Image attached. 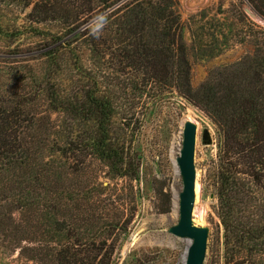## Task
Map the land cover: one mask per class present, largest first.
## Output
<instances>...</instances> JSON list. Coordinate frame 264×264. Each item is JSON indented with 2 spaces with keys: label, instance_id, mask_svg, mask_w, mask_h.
<instances>
[{
  "label": "trees",
  "instance_id": "1",
  "mask_svg": "<svg viewBox=\"0 0 264 264\" xmlns=\"http://www.w3.org/2000/svg\"><path fill=\"white\" fill-rule=\"evenodd\" d=\"M122 1L36 0L32 8V22L58 23L68 30V39L53 43L44 59L54 56L53 61L66 54L62 56L67 57L68 70L69 55L75 51L71 43L78 37L88 54L101 62L97 73L90 70L88 88L75 84L80 96L46 90L51 110L71 122L69 142L64 144L68 148L58 146L60 157L77 162L79 152L87 150L107 169L108 179L129 178L125 122L151 97L177 95L194 103L212 117L217 129L215 188L217 217L226 233L224 264H264V30L258 34L253 56L210 72L193 91L172 0L118 5ZM246 2L264 19V0ZM76 68L80 70L77 64ZM81 122H90L87 138L80 136ZM34 129L24 108L0 104V194L22 210L34 208L36 226L50 228L47 238L52 247L31 259L44 264H107L113 249L100 252L93 237L81 233L82 227H94L97 218L80 213L75 201L67 205L74 194L65 193L52 180H59L61 171L43 170L50 159L43 154L45 146L35 144ZM96 238L106 247L108 238L101 233Z\"/></svg>",
  "mask_w": 264,
  "mask_h": 264
},
{
  "label": "rangeland",
  "instance_id": "2",
  "mask_svg": "<svg viewBox=\"0 0 264 264\" xmlns=\"http://www.w3.org/2000/svg\"><path fill=\"white\" fill-rule=\"evenodd\" d=\"M129 1L123 0L118 5ZM35 2L0 0V104L25 109L34 120L33 140L45 146L43 154L50 159L43 170L61 171L60 179L52 180L65 193L74 194L73 201H67V205L72 206L75 201L80 213L97 218L94 227H82L81 233L93 237L91 242L94 248H102L100 252L113 249L107 264H182L188 241L167 231L179 220L174 197L181 192L182 182L175 160L184 124L190 121L196 126L194 167L199 191L192 222L208 230L204 264H224L226 233L217 217L218 137L212 117L177 95L164 99L151 97L130 122H125L127 162L132 172L129 178L108 179L107 169L92 160L87 150L79 152L77 162L72 158L63 160L61 148H68L64 144L69 142L66 138L71 122L66 115L51 110L46 90L64 92L67 97L80 96L75 84L90 86L91 73L97 71L96 66L101 62L88 54L78 37L71 43L75 51L69 55L68 70L64 67L66 54H59L53 61L54 56L44 59L53 43L57 40L64 43L69 36L61 24L32 22L29 16ZM172 2L180 24V41L191 69L193 91L200 89L210 72L232 68L253 56L258 34L264 30V19L246 0ZM90 70L93 71L89 73ZM80 124H84L80 136L89 137L90 122ZM205 130L210 134L211 145L202 144ZM110 135V138L116 136ZM33 210H22L0 194V264H44L31 258L36 253L44 255L52 247L47 238L50 228L36 226ZM98 233L108 238L106 247L98 245ZM102 255L97 256L98 261Z\"/></svg>",
  "mask_w": 264,
  "mask_h": 264
},
{
  "label": "water",
  "instance_id": "3",
  "mask_svg": "<svg viewBox=\"0 0 264 264\" xmlns=\"http://www.w3.org/2000/svg\"><path fill=\"white\" fill-rule=\"evenodd\" d=\"M196 143V126L186 121L183 128L182 143L175 160L182 190L178 194V223L168 229V234L175 238L187 240L184 264H204L206 258L208 230L196 227L192 222L195 201L196 170L194 167V149ZM202 144L211 145L212 140L207 130L202 133Z\"/></svg>",
  "mask_w": 264,
  "mask_h": 264
},
{
  "label": "bare ground",
  "instance_id": "4",
  "mask_svg": "<svg viewBox=\"0 0 264 264\" xmlns=\"http://www.w3.org/2000/svg\"><path fill=\"white\" fill-rule=\"evenodd\" d=\"M188 120H190V119H188ZM198 188H197V186L195 185V201L197 200V197H198ZM194 201V202H195ZM177 206H178V193H176L175 194V197H174V209L176 210V208H177ZM188 246H189V242H187V244H186V247H185V251H184V253H183V262H182V264H184V261H185V254H186V250H187V248H188Z\"/></svg>",
  "mask_w": 264,
  "mask_h": 264
},
{
  "label": "clouds",
  "instance_id": "5",
  "mask_svg": "<svg viewBox=\"0 0 264 264\" xmlns=\"http://www.w3.org/2000/svg\"><path fill=\"white\" fill-rule=\"evenodd\" d=\"M93 35H96V33H95V32H93Z\"/></svg>",
  "mask_w": 264,
  "mask_h": 264
}]
</instances>
